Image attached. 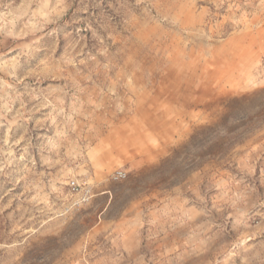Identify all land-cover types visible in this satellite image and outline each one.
<instances>
[{"label":"rangeland","instance_id":"374dc122","mask_svg":"<svg viewBox=\"0 0 264 264\" xmlns=\"http://www.w3.org/2000/svg\"><path fill=\"white\" fill-rule=\"evenodd\" d=\"M0 264H264V0H0Z\"/></svg>","mask_w":264,"mask_h":264},{"label":"built area","instance_id":"2783aa9c","mask_svg":"<svg viewBox=\"0 0 264 264\" xmlns=\"http://www.w3.org/2000/svg\"><path fill=\"white\" fill-rule=\"evenodd\" d=\"M126 177H127V175H126V173L123 172V171H117V172H115V174H114V176H113V178H114L115 180H123V179H125ZM72 185L75 186V182H72Z\"/></svg>","mask_w":264,"mask_h":264}]
</instances>
